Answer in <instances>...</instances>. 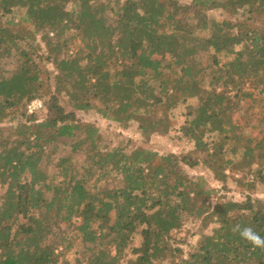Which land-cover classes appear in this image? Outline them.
<instances>
[{
	"label": "trees",
	"instance_id": "1",
	"mask_svg": "<svg viewBox=\"0 0 264 264\" xmlns=\"http://www.w3.org/2000/svg\"><path fill=\"white\" fill-rule=\"evenodd\" d=\"M191 99L185 156L111 146L77 117L134 123L146 143ZM230 182L264 185V0H0V264H60L74 240V264H264L233 232L264 237V200L226 199ZM189 221L185 254L173 233Z\"/></svg>",
	"mask_w": 264,
	"mask_h": 264
},
{
	"label": "rangeland",
	"instance_id": "2",
	"mask_svg": "<svg viewBox=\"0 0 264 264\" xmlns=\"http://www.w3.org/2000/svg\"><path fill=\"white\" fill-rule=\"evenodd\" d=\"M125 1V0H121ZM183 2H190V0H182ZM114 5V3H113ZM73 5L71 4L69 8L71 9ZM211 14V13H210ZM216 15L215 13H212ZM220 15V13H218ZM4 20V18L2 19ZM41 40V37L39 38ZM42 47H45L44 44L41 43ZM79 45H74L73 49L75 50ZM46 55V52L44 53ZM204 62H207V59H204ZM47 66L53 70L52 64H47ZM198 105V102L196 99L187 100L184 103H181L178 108H176L172 112V118L175 122V131L171 133L170 135H154L152 138L149 139L148 142L144 143L142 141L141 134L138 132L137 126L134 123L129 124L128 127H123L118 125L117 123L109 122L105 119H103L101 116L97 115L95 112H77V117L81 119L84 122H91L96 124L97 126L101 127L105 132V137L108 138L109 143L111 146L118 145V142H122L123 146H126L127 151L131 152L132 150L136 149L137 147H142L143 145L151 149L153 151L158 152L161 155L166 154H177L180 156H185L192 152L194 150V143L184 139L181 137L179 128L182 123L185 122L187 118V114L193 109L196 108ZM39 117L42 119L45 117V111L42 109L39 111ZM237 122L241 121L236 118ZM242 124V123H241ZM10 123H5L3 126H9ZM255 136H258V131L253 133ZM69 154L68 149H63L57 157L67 156ZM80 158V157H77ZM54 162H57V158L54 159ZM185 169L187 170L188 174L191 177H205L207 180L209 187L220 189L222 187L221 184L216 182L213 178V174L210 171H207L204 167L199 166L196 168H188L185 166ZM236 178H241V175H237ZM228 190L226 192H221V195H224L226 199L231 198L236 201H242L245 199V196L251 195L253 199H263L264 200V185H257L256 189L254 191H249L245 189L244 187H241L237 185L234 182H230L228 185ZM4 192V189L0 188V194ZM215 226L212 225L209 230L206 231L210 232ZM199 224L197 221H189L185 223L184 228L180 232H174L173 238L175 240V246H178V241L182 243L183 240H185L186 245H181L182 248L185 250V254H188L193 250V248L196 246L198 241V234H199ZM75 236L74 233H72L71 238ZM83 250L84 247L80 244L79 240H74V247L70 250H67L66 252L63 251L62 248H59L57 250L58 253H63L61 257V263L68 261L72 264L76 263L78 260L82 259L83 257ZM187 256V255H185ZM127 260L124 261L122 264H126ZM60 263V264H61Z\"/></svg>",
	"mask_w": 264,
	"mask_h": 264
},
{
	"label": "clouds",
	"instance_id": "3",
	"mask_svg": "<svg viewBox=\"0 0 264 264\" xmlns=\"http://www.w3.org/2000/svg\"><path fill=\"white\" fill-rule=\"evenodd\" d=\"M233 232H238L241 238L247 240L254 248L264 249V237L255 232L251 227H243L236 225Z\"/></svg>",
	"mask_w": 264,
	"mask_h": 264
},
{
	"label": "built area",
	"instance_id": "4",
	"mask_svg": "<svg viewBox=\"0 0 264 264\" xmlns=\"http://www.w3.org/2000/svg\"><path fill=\"white\" fill-rule=\"evenodd\" d=\"M42 108H43L42 102L38 100L32 102L29 106L30 111H38Z\"/></svg>",
	"mask_w": 264,
	"mask_h": 264
}]
</instances>
